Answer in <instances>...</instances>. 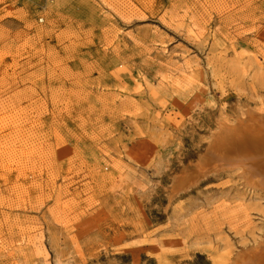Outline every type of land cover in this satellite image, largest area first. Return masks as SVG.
<instances>
[{
  "label": "rangeland",
  "instance_id": "1",
  "mask_svg": "<svg viewBox=\"0 0 264 264\" xmlns=\"http://www.w3.org/2000/svg\"><path fill=\"white\" fill-rule=\"evenodd\" d=\"M0 54V264H228L258 238L239 181L171 188L219 117L264 109V0H0Z\"/></svg>",
  "mask_w": 264,
  "mask_h": 264
},
{
  "label": "bare ground",
  "instance_id": "2",
  "mask_svg": "<svg viewBox=\"0 0 264 264\" xmlns=\"http://www.w3.org/2000/svg\"><path fill=\"white\" fill-rule=\"evenodd\" d=\"M194 38L197 39L196 37H194ZM162 51H163V49H162ZM164 51H165V48H164ZM175 83H177V82H175ZM4 85H5V83H4ZM178 85L179 84H177L176 86H178ZM20 103H22V102H20ZM23 111H21V112H23ZM35 117H36V115H35ZM8 119H10V117ZM15 120H17V119H15ZM25 120H23V121H25ZM29 120H30V118H29ZM3 122H4V120H3ZM27 122H28V119H27ZM2 124H4V123H2ZM14 125H16V124H14ZM6 126H8V125H6ZM3 127H5V126H3ZM10 129H12V128H10ZM17 133H15V134H17ZM20 135H23V133H21ZM12 136H14V135H12ZM13 138H15V137H13ZM15 140H17V139H15ZM8 142H9V140H8ZM39 142L41 143V141H39ZM47 144H49V143H47ZM0 145H1V143H0ZM9 145H8V147H9ZM1 146H3V145H1ZM11 146H12V144H11ZM15 146H17V145H15ZM36 150H37V148H36ZM30 152H32V151H30ZM49 153H51V152H49ZM7 154H8V152H7ZM11 154H10V156H11ZM44 154L47 155L46 152ZM17 157H19V156H17ZM5 160H7V159H5ZM15 161L17 163V160H15ZM49 161H51V160H49ZM26 165H27V163H26ZM32 166H34V165H32ZM31 169H32V167H31ZM24 170L25 169H23V171ZM187 173L188 174H186L185 169H184L179 174V177L177 176L175 178V180H174L175 182H173V185L171 188V194L175 195L177 193L178 189H183L187 186H189V188H192V187L196 186L199 181L206 182L208 180L216 179V178L221 176V177H227L231 180L239 181L241 188L251 194L250 199H253L254 201H256L259 204L260 203L264 204V109H259V110H252V109H247V108L246 109H238L236 111V115L234 116V118H232L230 120L226 119L225 117H219V119L216 122V128L210 132V135H209V138H208L204 152L199 156V158L197 159L196 162L191 163ZM19 174H21V173H19ZM19 176H18V178H19ZM182 177H184L183 179L186 178V180H187L188 185L186 184L185 187H182L183 186L181 183V181L183 180V179L181 180ZM179 182H180V185H179ZM177 187H178V189L176 190ZM234 199H235V197H234ZM262 210H263V212L261 214V217L264 219V209H262ZM222 212H223L222 213V219H223L222 225L223 224H225V226L227 225L228 228L234 232H235V230L240 228V223H237L239 219L235 220L237 218V216L233 215L234 213H233L232 209L230 210V209H228V207L224 206V211H222ZM261 227H262V229H261L260 233H258V230H257L258 238L254 239L253 240L254 242L250 246H247L244 250L240 251L239 253L234 255L232 258L231 257L228 258L227 259V261L229 262L228 264H264V222L262 223ZM44 261L46 262V260H44Z\"/></svg>",
  "mask_w": 264,
  "mask_h": 264
}]
</instances>
